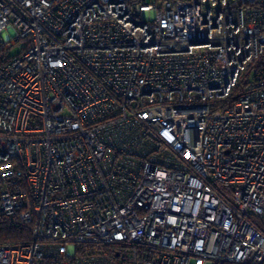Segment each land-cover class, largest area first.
<instances>
[{
  "label": "built area",
  "instance_id": "2783aa9c",
  "mask_svg": "<svg viewBox=\"0 0 264 264\" xmlns=\"http://www.w3.org/2000/svg\"><path fill=\"white\" fill-rule=\"evenodd\" d=\"M0 217V264H264V0H0Z\"/></svg>",
  "mask_w": 264,
  "mask_h": 264
},
{
  "label": "trees",
  "instance_id": "16d2710c",
  "mask_svg": "<svg viewBox=\"0 0 264 264\" xmlns=\"http://www.w3.org/2000/svg\"><path fill=\"white\" fill-rule=\"evenodd\" d=\"M242 84H238L232 91L230 97L225 102L230 104L240 91ZM31 225H24L17 219L1 218L0 217V243L2 242H15L23 243L30 239Z\"/></svg>",
  "mask_w": 264,
  "mask_h": 264
},
{
  "label": "rangeland",
  "instance_id": "374dc122",
  "mask_svg": "<svg viewBox=\"0 0 264 264\" xmlns=\"http://www.w3.org/2000/svg\"><path fill=\"white\" fill-rule=\"evenodd\" d=\"M149 1L150 0H146V2H149ZM17 52H18V47H14V48L10 49L9 51L1 53V54H7L8 53L9 55H13V54H15Z\"/></svg>",
  "mask_w": 264,
  "mask_h": 264
}]
</instances>
